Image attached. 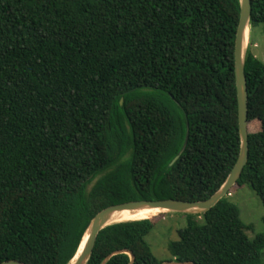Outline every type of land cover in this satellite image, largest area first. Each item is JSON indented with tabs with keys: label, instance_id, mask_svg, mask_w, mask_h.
Wrapping results in <instances>:
<instances>
[{
	"label": "trees",
	"instance_id": "1",
	"mask_svg": "<svg viewBox=\"0 0 264 264\" xmlns=\"http://www.w3.org/2000/svg\"><path fill=\"white\" fill-rule=\"evenodd\" d=\"M240 11V0H0V263L69 264L111 205L220 189L241 148ZM260 23L264 0H252L251 30ZM245 71L249 158L236 185L264 205V62L249 48ZM228 196L187 214L167 260L264 264V233L249 238ZM159 215L103 228L88 264L125 250L161 264L147 240ZM130 262L118 252L106 264Z\"/></svg>",
	"mask_w": 264,
	"mask_h": 264
},
{
	"label": "water",
	"instance_id": "2",
	"mask_svg": "<svg viewBox=\"0 0 264 264\" xmlns=\"http://www.w3.org/2000/svg\"><path fill=\"white\" fill-rule=\"evenodd\" d=\"M240 19L236 32L235 40V74L238 96L239 112V130L241 136V148L238 160L224 184L210 198L199 201L182 200V199H162V200H134L121 204L111 205L95 215L91 220L79 248L69 262V264H88L92 255L97 236L99 232L114 223L116 213L123 210H141L146 208H160L166 212H176L183 214H202L213 208L222 198L230 194V189L236 185L241 177L242 171L246 166L249 158V132H248V112H249V95L246 76V57L248 51V32L250 40L251 17H252V0H240ZM250 30V31H249ZM123 102V99H122ZM189 136H187L188 140ZM187 140L179 154L171 161L172 166L181 156L187 145ZM138 220V219H134ZM128 221V220H124ZM118 252H128L131 255V262L134 264L135 255L128 250L116 251L108 255L101 264H106L108 260ZM0 264H26L20 260H7ZM161 264H195L193 262H177L165 260Z\"/></svg>",
	"mask_w": 264,
	"mask_h": 264
},
{
	"label": "rangeland",
	"instance_id": "3",
	"mask_svg": "<svg viewBox=\"0 0 264 264\" xmlns=\"http://www.w3.org/2000/svg\"><path fill=\"white\" fill-rule=\"evenodd\" d=\"M248 48L264 62V23L257 24L250 31ZM250 132L259 130L258 123L254 122L249 127ZM228 199L239 207L242 220L250 225L246 229L249 238L254 239L264 233V205L259 195L248 184L235 185L230 189ZM159 215V214H158ZM157 222L147 236L153 253L162 261L170 257L168 244L179 238L178 230L188 223L187 214L165 212L155 218ZM264 256V249H262Z\"/></svg>",
	"mask_w": 264,
	"mask_h": 264
},
{
	"label": "bare ground",
	"instance_id": "4",
	"mask_svg": "<svg viewBox=\"0 0 264 264\" xmlns=\"http://www.w3.org/2000/svg\"><path fill=\"white\" fill-rule=\"evenodd\" d=\"M250 31V30H249ZM249 41V32H248V40ZM166 211L160 208H146L141 210H123L114 216V221H124V220H134V219H147L158 214L165 213Z\"/></svg>",
	"mask_w": 264,
	"mask_h": 264
}]
</instances>
